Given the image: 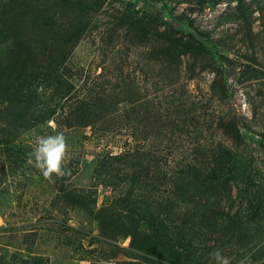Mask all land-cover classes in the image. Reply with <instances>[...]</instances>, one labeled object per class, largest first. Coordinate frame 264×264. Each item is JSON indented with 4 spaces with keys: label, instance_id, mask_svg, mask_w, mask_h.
<instances>
[{
    "label": "trees",
    "instance_id": "16d2710c",
    "mask_svg": "<svg viewBox=\"0 0 264 264\" xmlns=\"http://www.w3.org/2000/svg\"><path fill=\"white\" fill-rule=\"evenodd\" d=\"M167 1L135 0L113 16L126 47H144L151 89L120 73L109 88L82 94L67 61L86 25L60 20L57 30L52 15L43 23L23 19L0 1V183L7 175H39L27 162L33 148L27 135L51 129L50 122L55 129L88 128L99 139L119 137L117 152L96 156L87 186L71 185L70 163L48 183L39 175L52 195V222L69 227L76 244L90 234L83 218L97 231L92 241L140 264H214L209 254L217 249L231 264L264 262V157L249 151L236 120L220 108L226 92L217 71L206 105L181 80L184 56L210 55L222 67V52L232 49L168 17ZM230 1L234 33L254 61L257 33L246 0ZM262 90L251 114L264 149ZM100 189L108 193L96 205ZM70 213L81 218L77 224L66 222ZM46 259L37 254L26 264Z\"/></svg>",
    "mask_w": 264,
    "mask_h": 264
},
{
    "label": "rangeland",
    "instance_id": "374dc122",
    "mask_svg": "<svg viewBox=\"0 0 264 264\" xmlns=\"http://www.w3.org/2000/svg\"><path fill=\"white\" fill-rule=\"evenodd\" d=\"M0 1L6 5L9 13L23 19L43 23L52 15L55 20L52 27L57 30H60V20L69 19L74 24L79 19L86 25L67 61L70 69L77 71L72 79L76 86L75 93L82 94L102 85L109 88L121 76L120 73H129L140 81L143 90L151 89V79L145 74L144 47H126L122 32L115 30L112 23L113 16L124 9H132L135 0ZM246 4L251 13L252 28L257 33L254 61L247 60L250 51L234 33V1H167L170 10L168 17L190 22L193 28L207 34L212 42H224L232 49L222 52V67L210 55L184 56L181 80L186 83L191 96L206 105L210 96L209 87L217 71L226 92L220 108L236 120L245 135L249 151L261 158L264 157V149L258 135V120L252 118L251 110L261 97L258 93L260 86H263L264 93V0H246ZM49 125L51 129L30 132L27 139L33 147L38 136L62 132L68 146L64 166L70 163L76 169L70 178L71 185L75 187L89 184L90 167L102 149L117 152L121 144L119 137L96 138L88 128L55 129L52 122ZM39 175L31 178L19 174L7 175L0 183V264L31 263L37 254L47 258L45 264H140L122 251L112 249V245L92 241L91 237L97 232L94 224L70 213L66 222L75 225L81 219L80 224L90 233L81 240V247L76 244L78 236L69 227L52 222L51 214L55 213L50 209L52 195L46 185L50 179L46 183ZM106 193L108 189L98 190L96 205ZM127 244L128 238L121 243L122 246ZM237 264L264 262L242 260Z\"/></svg>",
    "mask_w": 264,
    "mask_h": 264
},
{
    "label": "clouds",
    "instance_id": "9594fccd",
    "mask_svg": "<svg viewBox=\"0 0 264 264\" xmlns=\"http://www.w3.org/2000/svg\"><path fill=\"white\" fill-rule=\"evenodd\" d=\"M67 143L62 132L54 135H41L35 140L32 151L28 154V163L41 171L45 178L65 174L64 161L67 154ZM214 264H231L230 258L217 249L211 252Z\"/></svg>",
    "mask_w": 264,
    "mask_h": 264
}]
</instances>
